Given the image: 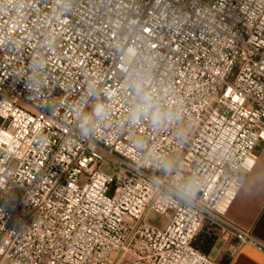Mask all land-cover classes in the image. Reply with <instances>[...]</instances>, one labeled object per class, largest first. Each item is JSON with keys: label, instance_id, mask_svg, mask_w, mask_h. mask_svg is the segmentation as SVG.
Masks as SVG:
<instances>
[{"label": "built area", "instance_id": "built-area-1", "mask_svg": "<svg viewBox=\"0 0 264 264\" xmlns=\"http://www.w3.org/2000/svg\"><path fill=\"white\" fill-rule=\"evenodd\" d=\"M263 143L264 0H0V264H220Z\"/></svg>", "mask_w": 264, "mask_h": 264}, {"label": "crops", "instance_id": "crops-1", "mask_svg": "<svg viewBox=\"0 0 264 264\" xmlns=\"http://www.w3.org/2000/svg\"><path fill=\"white\" fill-rule=\"evenodd\" d=\"M254 168L243 175V186L228 208L224 221L240 231L218 236L210 258L220 264H264V143Z\"/></svg>", "mask_w": 264, "mask_h": 264}, {"label": "trees", "instance_id": "trees-1", "mask_svg": "<svg viewBox=\"0 0 264 264\" xmlns=\"http://www.w3.org/2000/svg\"><path fill=\"white\" fill-rule=\"evenodd\" d=\"M218 237V229L212 223H207L200 231L197 239L196 245L204 252L209 254L211 244Z\"/></svg>", "mask_w": 264, "mask_h": 264}, {"label": "rangeland", "instance_id": "rangeland-1", "mask_svg": "<svg viewBox=\"0 0 264 264\" xmlns=\"http://www.w3.org/2000/svg\"><path fill=\"white\" fill-rule=\"evenodd\" d=\"M181 125L183 126L184 123H181ZM107 173L109 174H113L115 171L113 170H110V169H107L106 170ZM167 217L166 216H160V215H152L151 218H150V221L153 223V224H158L160 225L161 227H165L166 224H167ZM224 236V234L222 232H219V235L218 236Z\"/></svg>", "mask_w": 264, "mask_h": 264}]
</instances>
